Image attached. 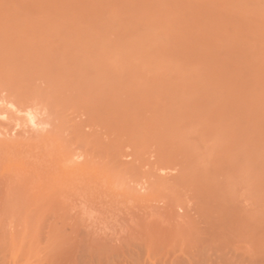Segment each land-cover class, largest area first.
<instances>
[{"label":"rangeland","instance_id":"1","mask_svg":"<svg viewBox=\"0 0 264 264\" xmlns=\"http://www.w3.org/2000/svg\"><path fill=\"white\" fill-rule=\"evenodd\" d=\"M0 264H264V0H0Z\"/></svg>","mask_w":264,"mask_h":264}]
</instances>
